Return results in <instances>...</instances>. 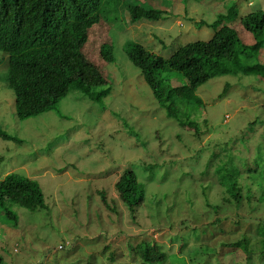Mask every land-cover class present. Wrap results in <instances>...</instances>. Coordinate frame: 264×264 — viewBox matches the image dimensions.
<instances>
[{
    "label": "rangeland",
    "instance_id": "374dc122",
    "mask_svg": "<svg viewBox=\"0 0 264 264\" xmlns=\"http://www.w3.org/2000/svg\"><path fill=\"white\" fill-rule=\"evenodd\" d=\"M233 1L237 17L232 25L252 11H264V0H104L102 20L90 28L74 75L83 81L80 89H73L55 110L24 121L15 117L14 95L0 62V128L24 143L0 139V194L7 197L4 177L17 173L39 183L47 206L36 212L13 206L16 225L0 212V264H111L107 257L114 250L119 254L112 264H128L124 243L136 238L164 243L172 258L166 264H243L234 253L220 255L218 243L228 237L239 240L248 230L245 220L253 216L233 204L226 208L224 189L238 187L247 178L254 192L264 194V175L248 172L253 166L264 168V77L256 76L264 71V48L240 64L243 70L232 67L231 75L214 76L200 86V107L177 103L173 109L154 99L123 51L125 42H134L167 58L182 45L207 41L216 30L211 23L226 14ZM127 3L160 9L165 15L157 22L133 24ZM242 35L248 45L254 43L250 33ZM102 43L112 47L113 63L99 58ZM159 77L167 87L186 84L176 72ZM187 121L197 124L196 136L194 129L182 126ZM149 163L155 165L149 171L155 175L151 182L145 171ZM128 169L146 185V207L137 210V224L128 217H109L96 196L102 189L115 197L113 184ZM205 200L231 211L215 215L209 208L212 217L202 220L209 211ZM98 208L100 218L94 216ZM216 217H225L221 227L229 234L216 231L204 237L208 240L196 241L200 228ZM263 227L259 225L258 234L264 243ZM193 229L199 234L193 235ZM170 239L185 244L180 250L179 241L171 244ZM254 253L253 261L264 264V245Z\"/></svg>",
    "mask_w": 264,
    "mask_h": 264
},
{
    "label": "trees",
    "instance_id": "16d2710c",
    "mask_svg": "<svg viewBox=\"0 0 264 264\" xmlns=\"http://www.w3.org/2000/svg\"><path fill=\"white\" fill-rule=\"evenodd\" d=\"M103 1L0 0V62L6 67L5 82L13 92L14 114L18 120L24 121L53 111L60 100L72 91L80 89V82L83 83V81L80 75L79 79H76L74 75L84 57V45L88 42L90 28L102 20L100 9ZM234 3L233 1L226 14H218L211 23V27L216 30L209 40L193 41L182 45L167 58L147 51L140 44L124 43L125 55L132 65L140 70L154 99L161 106L167 103L173 109L179 103L200 107L202 100L196 95L200 86L214 76L231 75L232 67L243 70L240 64L249 61L254 53L264 48V11H252L239 19V25H232L231 23L237 17L235 8L237 4ZM126 9L130 22L133 24L141 20L157 22L165 15V12L160 9L144 7L137 3H127ZM243 31L252 35L253 44L248 45L249 41L242 35ZM107 43L101 44L97 54L104 63H113V49ZM167 72L181 74L186 84L178 87L164 86L163 78L159 75ZM261 74L264 77V71L257 72L256 76H261ZM84 86L90 88L85 84ZM226 90L227 86L223 88L221 96ZM182 126L190 130L194 129L195 136L198 134L195 122L187 121ZM0 139L18 145L24 144L19 138L2 131L1 128ZM154 168L153 163L147 164L145 168V171H148L150 182L155 181L154 173L149 172ZM257 168L253 166L248 169V172L257 171L264 175V168L262 170ZM229 179L228 176L227 180ZM139 180L138 173L128 169L122 171L113 184L115 197L107 196L102 189L96 191L99 203L103 205L109 217L115 215L121 220L128 217L136 223L135 214L144 206L146 200V185ZM3 184L6 186L3 192L7 191V197L0 194V212L12 224L16 225L18 221L17 214L12 211L13 206L30 212L47 208L43 190L35 180L17 173H10L4 177ZM220 184L223 186V179ZM230 185L224 189V196L227 197V201L224 200L226 208L229 209L233 204L234 209H244L246 212L253 213V216L245 220L249 223L248 230L240 234L239 240L234 242L229 237L220 239L219 253L220 255L234 253L236 259L242 261L243 264H252V262L256 264L253 261L254 249L264 245L258 234L259 225L264 226V218H262L264 217V194H260L257 189L254 192L253 188L256 187L253 181L247 178L238 187L235 184ZM164 196L166 198L167 194ZM187 202L191 203L188 200ZM205 204L208 210L210 208L216 211L215 215L231 211L218 210L219 206H210L207 200ZM177 205L172 203V207ZM123 209L125 211H122ZM159 209L156 205V210L159 211ZM101 213L102 211L98 208L94 211V216L100 218ZM209 214L210 210L202 216V220L212 217ZM237 216L241 217L239 214ZM224 220L225 217H216L213 222L202 226L200 228L202 235L196 236L195 240L204 242L208 240L204 238L205 236L213 237L216 231L221 235H228L230 231L221 227ZM240 223L242 221L238 220L236 224L240 225ZM117 228H119V235L122 236L121 227L118 225ZM197 233L193 229L192 234L197 235ZM179 238L184 240L183 237ZM169 241L173 244L179 240L170 239ZM178 244L181 250L185 242L179 241ZM164 245V243L158 244L155 241H137L136 238L133 242V239H129L124 243V260L126 257L129 258L128 264H166L172 258L171 251L164 248ZM118 254L116 250L111 256L109 253L107 259L111 264L117 259ZM179 260L184 262L182 259ZM78 264L98 263L78 261ZM177 264L183 263L177 262Z\"/></svg>",
    "mask_w": 264,
    "mask_h": 264
},
{
    "label": "clouds",
    "instance_id": "9594fccd",
    "mask_svg": "<svg viewBox=\"0 0 264 264\" xmlns=\"http://www.w3.org/2000/svg\"><path fill=\"white\" fill-rule=\"evenodd\" d=\"M127 8V7H126Z\"/></svg>",
    "mask_w": 264,
    "mask_h": 264
}]
</instances>
